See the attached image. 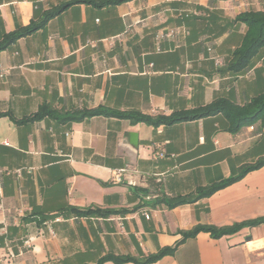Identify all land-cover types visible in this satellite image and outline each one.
<instances>
[{
  "label": "crops",
  "instance_id": "obj_1",
  "mask_svg": "<svg viewBox=\"0 0 264 264\" xmlns=\"http://www.w3.org/2000/svg\"><path fill=\"white\" fill-rule=\"evenodd\" d=\"M67 1L0 0V38ZM259 10L264 0L78 3L1 51L0 112L22 118L43 104L55 111L22 124L0 116V263L142 259L198 225L263 217L264 165L193 203L157 202L263 160L260 122L233 132L222 113L158 127L112 116L63 120L76 109L168 115L219 97L247 102L264 90V46L241 71L229 63L247 30L237 17ZM130 132L138 133V148ZM96 207L111 212L72 210ZM148 264H264V223L218 238L199 232Z\"/></svg>",
  "mask_w": 264,
  "mask_h": 264
},
{
  "label": "trees",
  "instance_id": "obj_2",
  "mask_svg": "<svg viewBox=\"0 0 264 264\" xmlns=\"http://www.w3.org/2000/svg\"><path fill=\"white\" fill-rule=\"evenodd\" d=\"M131 0H70L62 4L53 6L45 10L41 17L37 20H32L30 24L21 26L13 31L4 33L0 38V52L7 49L10 45L22 37L29 36L45 25L54 17L63 13L69 6L85 3L95 7H107L118 5ZM237 20L246 23L247 30L243 37L242 43L232 52L229 66L232 70L241 71L247 68L251 59L258 53L259 49L264 46V10L248 11L241 13ZM54 109L49 104H43L40 108L22 118H15L9 113L0 112V116L9 115L17 124L27 123L43 118L46 115L54 113ZM224 114L233 132L238 131L246 125H253L260 122L261 127L264 126V90L252 97L247 102L240 104L229 98L219 97L212 102L199 106L197 108L177 110L171 114L150 115L137 111L117 110L108 107H98L94 109H76L72 112H66L63 120H83L88 117L106 116L128 118L133 123L145 122L151 126L158 127L162 124L172 125L177 122L193 121L204 117ZM264 165V159L252 166H247L242 172L235 177L225 179L221 182L214 183L206 187H199L193 193L186 195H178L170 198H160L157 202H164L171 208L180 205L193 203L201 198L211 196L216 191L232 184L241 179L247 172L258 169ZM78 216H90L92 214L110 213L111 211H103L100 208L72 209ZM264 223V216L253 220H248L236 223L231 226L218 227L215 225H198L191 230L181 231V238L173 245L161 248L158 252L150 254L144 258H136L129 255L109 254L102 257L96 264H104L107 261H113L117 264L125 262H135L137 264H148L156 262L166 255H173L178 247L188 238L196 236L199 232H209L213 237L218 238L224 235L233 234L245 226H256Z\"/></svg>",
  "mask_w": 264,
  "mask_h": 264
},
{
  "label": "built area",
  "instance_id": "obj_3",
  "mask_svg": "<svg viewBox=\"0 0 264 264\" xmlns=\"http://www.w3.org/2000/svg\"><path fill=\"white\" fill-rule=\"evenodd\" d=\"M173 34H174V32L172 30H170V31H166V32L161 33L159 35V37L160 38L169 37V36H172ZM3 75H4L3 72H0V76H3ZM124 172H125V169H119V170H117V175H116V180L117 181H121L123 179ZM16 174L18 176H21L22 175V170L21 169H18L16 171ZM2 210H3V206L0 204V212ZM146 216L148 217V215H146ZM25 245H27L28 247H30L31 246L30 240H26L25 241ZM0 264H19V263L15 262L13 260H8V261H4V262H2Z\"/></svg>",
  "mask_w": 264,
  "mask_h": 264
},
{
  "label": "water",
  "instance_id": "obj_4",
  "mask_svg": "<svg viewBox=\"0 0 264 264\" xmlns=\"http://www.w3.org/2000/svg\"><path fill=\"white\" fill-rule=\"evenodd\" d=\"M129 135H130L131 144L134 147L138 148V146H139V144H138V142H139L138 133L137 132H130Z\"/></svg>",
  "mask_w": 264,
  "mask_h": 264
}]
</instances>
